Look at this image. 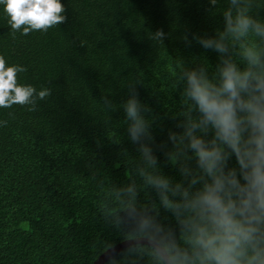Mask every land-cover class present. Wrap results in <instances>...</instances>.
Instances as JSON below:
<instances>
[{"label": "trees", "instance_id": "obj_1", "mask_svg": "<svg viewBox=\"0 0 264 264\" xmlns=\"http://www.w3.org/2000/svg\"><path fill=\"white\" fill-rule=\"evenodd\" d=\"M61 3L63 23L27 35L13 34L0 5V56L6 66L27 69L17 74L18 84L50 90L35 111L0 108V264H92L110 247L140 237L110 215L118 207L116 190L132 181L136 206L155 207L161 223L174 225L136 173L140 155L123 104L135 84L141 102L160 117L153 128L157 143L168 142L169 130L182 131L172 119L180 110L173 69L177 61L185 68L218 63L219 53L193 36L219 39L231 7L230 0L215 6L210 0ZM251 4L253 17L264 22V0ZM160 29L163 41L152 40ZM249 40L264 47L258 37ZM238 51L230 47L237 61ZM155 154L159 171L179 182L178 169ZM150 253L133 243L103 264H156Z\"/></svg>", "mask_w": 264, "mask_h": 264}, {"label": "clouds", "instance_id": "obj_2", "mask_svg": "<svg viewBox=\"0 0 264 264\" xmlns=\"http://www.w3.org/2000/svg\"><path fill=\"white\" fill-rule=\"evenodd\" d=\"M230 4L219 39L193 36L219 53L218 63L175 64L171 87L179 93L180 110L172 119L182 131H168L171 147L157 143L153 128L160 117L141 102L135 84L123 104L127 133L140 155L136 173L156 191L174 225L161 223L155 207L136 206L135 181L116 190L118 207L110 215L140 236L137 243L151 249L156 264H264V47L249 40L264 43V22L251 14V0ZM0 5L13 34L46 32L66 20L61 0H0ZM165 36L160 29L151 39ZM230 47L239 49V61ZM26 71L6 66L0 56V108L30 105L35 111L37 100L50 95L47 88L18 84L17 74ZM104 102L111 107L107 98ZM156 150L178 169L179 182L159 171Z\"/></svg>", "mask_w": 264, "mask_h": 264}, {"label": "water", "instance_id": "obj_3", "mask_svg": "<svg viewBox=\"0 0 264 264\" xmlns=\"http://www.w3.org/2000/svg\"><path fill=\"white\" fill-rule=\"evenodd\" d=\"M141 238H134V239H128L125 241H122L121 243H118L117 245L110 247L106 251H104L92 264H103L110 256H112L115 252L119 251L125 246H128L133 243H137Z\"/></svg>", "mask_w": 264, "mask_h": 264}]
</instances>
